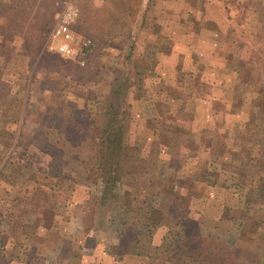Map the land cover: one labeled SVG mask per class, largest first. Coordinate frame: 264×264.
<instances>
[{
  "label": "rangeland",
  "instance_id": "rangeland-1",
  "mask_svg": "<svg viewBox=\"0 0 264 264\" xmlns=\"http://www.w3.org/2000/svg\"><path fill=\"white\" fill-rule=\"evenodd\" d=\"M211 2L223 4L80 0L69 45L83 54L69 59L53 47L64 41L53 35L62 0H0V264H92L91 241L61 234L63 212L70 210L85 212V228L95 229L97 244L109 247L121 264H264L263 89L243 94L257 97L262 107L254 104L246 127L228 109L221 111V95L212 91L214 107L223 113L215 132L237 133L241 140L211 138L205 141L215 148L209 164L205 155L190 159L178 151L198 144L189 135L193 117L203 113V99L195 101L198 83L179 70L177 86L169 85L173 79L161 77L150 60L155 47L144 59L149 46L131 40L132 30L145 22L148 35L158 16L178 17L181 35L205 32L202 39L209 41L200 52H220V37L231 36L235 49L246 38L252 45L246 44L244 56L235 52L239 65L233 69L243 68L244 83L259 84L248 76L264 73V0H226L223 12ZM241 22L245 27L238 28ZM145 97L158 101L161 113L174 103L176 116L142 120L133 108ZM112 102L130 149L111 165L117 181L107 189L97 143ZM257 147L263 157L253 162Z\"/></svg>",
  "mask_w": 264,
  "mask_h": 264
},
{
  "label": "crops",
  "instance_id": "crops-1",
  "mask_svg": "<svg viewBox=\"0 0 264 264\" xmlns=\"http://www.w3.org/2000/svg\"><path fill=\"white\" fill-rule=\"evenodd\" d=\"M222 3L223 4L217 2H211L210 6H214L215 8H217L219 12H221L222 10H226L227 8L226 0H222ZM173 12H176V7L173 8ZM257 12L259 13V9H257ZM184 14L186 16L190 15L188 11H186ZM156 19L157 21L154 23H159V24L151 28L148 35H146L148 33V29L146 27L148 26L147 22L142 23L143 27L141 26L139 28H134L132 32L136 35L132 37L131 40L135 45L147 44L149 46L146 48L147 53L143 54L142 58L144 59L145 58L147 59L149 56H153L149 54V52L151 51L150 48L155 47L157 54L156 56H153L154 59L151 57L150 60H154L155 63L153 65L158 71H160L161 77L163 78L169 77L173 79L169 85L177 86L178 83L177 77L179 76V70H184L183 73L190 74L191 77L196 79L195 83H198L197 89L195 88L193 89L197 92L199 97H197L195 101L203 99L201 101L202 106L200 107V109H203V113L205 112V115L201 113L199 110V116L197 117L195 116L196 118L193 117L194 121L191 125V129H192V134L195 135L192 136L191 133L189 135H191L190 139L195 140V142L198 144L196 145V147H193L189 151L186 148L182 147L181 150L178 152L189 153V156L191 154L192 157H190V159L191 158L199 159L205 155L207 156L205 162H208L209 164V158L213 156L214 154L213 150H215L213 145L210 146V144H207V142L211 141V138L213 141L221 140L224 141L226 144L229 143L231 140H233L234 137H237L238 139L241 140V137L237 133L234 135H229V134H220V133L217 134L215 132L216 131L215 129H217L216 127L219 126V122H222L223 113H221V111L224 110V108L228 109L227 113H232L234 115V118L240 121L238 125L240 127L242 126L246 127L247 124L251 122V114L254 104H256L257 108H260V110L262 109V107L258 105L259 99L257 100V97L255 98L254 96V98H248V97H244V95L248 93L250 90H253V88L258 89V91H262L263 89L264 91V73L260 69L256 71L253 70V72L248 77H252L251 80L255 82H259V84L252 82V85H250L248 82L244 83V80L246 78L244 77L245 74H243L244 71L241 72L243 68L240 69L239 71L233 69L234 64L239 65L238 58L236 59L235 55H237L238 53H241L243 55V53L246 52L245 49L248 48L246 44H248L249 47L250 45H252V43L246 40V38H244L243 40H239L240 45L238 46V48L235 49V46L230 45L232 41L231 36L227 39H225V37L223 38L220 37V39L217 40V42L218 41L221 42L222 49L220 52L215 51L213 53H210L207 50L200 52L198 46L203 47L206 44V42L209 41L202 39L205 38V32L198 31V32H193L189 35H185V34L181 35L182 34L181 31L182 28L180 27L181 21L178 17H174L171 21L170 20L166 21L164 16H158ZM162 20L164 21L160 23V21ZM237 27L241 28L245 26L241 22V25ZM158 30L160 31L158 32ZM142 33L144 34L143 36ZM188 33L189 32H187L186 34ZM138 35H141L142 37L141 36L138 37ZM150 36L153 37L152 40L144 42V40L149 38ZM162 45H166L168 46V48H161ZM131 57L136 58L135 54H131ZM163 67L165 70H163ZM239 77L243 78L242 83L241 82H239V84L231 83V78H239ZM212 91H216L221 95V97H218L216 99L222 102V105L220 104L222 108L221 111H217L216 107H214V98H212L211 97L212 94H210ZM231 92H233V95H235L236 93L237 94L241 93V94L236 95V97L231 94L232 98L225 96L226 93H231ZM160 93H158L159 96ZM234 97L237 99L235 100ZM164 101L168 102L166 100ZM137 102L139 104H137L133 108V111L136 110L138 112H141L140 118L142 120H146V122L151 119H155V117H157L158 114L163 117L168 116V118L172 119V116L173 117L176 116L177 113L172 108L174 106V103L170 104L168 102V104L170 105L166 104L167 107L165 109L166 110L169 109V111L165 113L164 112L161 113L160 112L161 109H159L158 106V101L156 100L148 99L145 97V100L142 98ZM155 110H157L158 112L156 111V114L154 115L153 113ZM161 116L160 117L158 116V119H160ZM198 118H200V120H198ZM176 121L177 119H173V122ZM177 123L181 124L182 122L179 120L177 121ZM175 126L178 127V125ZM255 127H257V123H255ZM212 131H214V133ZM210 148L212 150H209ZM233 150H235L234 147L231 149V151ZM254 152L255 154L253 153L251 155L253 156L252 160L253 162H257L258 160L257 156L260 154L261 150L258 149L257 147V149H255ZM259 157L261 158L263 157V155L261 154L259 155ZM42 158L46 159L45 157L40 155L39 156L40 161H42ZM220 163L224 166L223 160ZM44 167L46 166L39 165L38 170L41 172L47 171L46 168ZM206 167H208V165H206ZM8 168L9 166H6L3 172L7 173ZM228 170L230 169L228 168ZM262 173H264V171H262L261 174ZM217 177L219 178V175H217ZM2 203L4 202L1 201V204ZM260 205L261 207H263V204ZM63 216H65L63 217L64 221L61 222L63 223L64 226H62L61 228L62 233L60 232L63 236L67 237L68 235L69 238L78 239L81 240V242L84 241L87 244L88 241L92 242L93 244V248H91L92 253L91 254L88 253L93 261L92 264H121L120 261L116 260L115 257L112 255V252L110 251L109 247H106L105 245L103 247V245L100 243L97 244L96 241L97 235H95V229L90 230L89 228H85V220H86L85 212H81V214L76 215L73 211L70 210L69 212L66 213L63 212ZM38 220L39 219H37V221ZM153 240H155V238ZM84 246L86 247L87 245ZM61 251H63V249L59 248V256L60 253H62ZM60 261L61 262L63 261L62 257Z\"/></svg>",
  "mask_w": 264,
  "mask_h": 264
},
{
  "label": "trees",
  "instance_id": "trees-1",
  "mask_svg": "<svg viewBox=\"0 0 264 264\" xmlns=\"http://www.w3.org/2000/svg\"><path fill=\"white\" fill-rule=\"evenodd\" d=\"M116 98L112 97V100ZM120 115L116 105L112 102L110 109L105 114V119L98 129V143L97 150L100 153V162L98 171L102 172L106 181L107 189L111 188L113 182L117 181L116 176L112 175V164L115 161H120L122 158L126 159L129 151V146L125 142L124 131L117 126ZM121 122V121H120ZM115 166V164H113ZM119 180V179H118Z\"/></svg>",
  "mask_w": 264,
  "mask_h": 264
},
{
  "label": "built area",
  "instance_id": "built-area-1",
  "mask_svg": "<svg viewBox=\"0 0 264 264\" xmlns=\"http://www.w3.org/2000/svg\"><path fill=\"white\" fill-rule=\"evenodd\" d=\"M80 0H62V11L59 16L58 24L54 28L53 35L55 38H63L61 42H55L53 47L56 48L57 52L67 58L75 59L79 58L83 52L82 49L72 48L69 42L73 40L72 27L80 14L79 8ZM66 42V43H65ZM91 45V41H85L83 47L87 48ZM85 64V62H82Z\"/></svg>",
  "mask_w": 264,
  "mask_h": 264
}]
</instances>
